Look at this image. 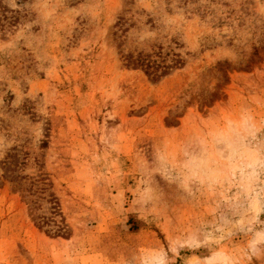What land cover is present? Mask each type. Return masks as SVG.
<instances>
[{
    "label": "rangeland",
    "instance_id": "obj_1",
    "mask_svg": "<svg viewBox=\"0 0 264 264\" xmlns=\"http://www.w3.org/2000/svg\"><path fill=\"white\" fill-rule=\"evenodd\" d=\"M0 264H264V0H0Z\"/></svg>",
    "mask_w": 264,
    "mask_h": 264
},
{
    "label": "trees",
    "instance_id": "obj_2",
    "mask_svg": "<svg viewBox=\"0 0 264 264\" xmlns=\"http://www.w3.org/2000/svg\"><path fill=\"white\" fill-rule=\"evenodd\" d=\"M136 60H137V62H139L140 64L145 66L148 71L155 72V70H156L155 69V65H153L152 61H150L148 59H145L143 57H139ZM53 209H54V213H57L58 208L55 206V207H53ZM42 220H43V223L48 224V225H50L51 222H52L51 221L52 219L50 217L46 218V219H42ZM64 229H66V228L62 227V226H59V228L55 231V234H57V235L65 234V230ZM47 231H51V230L47 229Z\"/></svg>",
    "mask_w": 264,
    "mask_h": 264
}]
</instances>
